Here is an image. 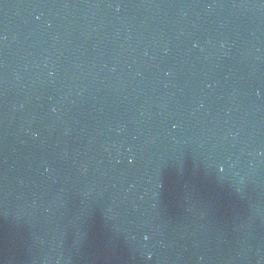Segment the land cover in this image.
<instances>
[{
	"label": "water",
	"instance_id": "obj_1",
	"mask_svg": "<svg viewBox=\"0 0 264 264\" xmlns=\"http://www.w3.org/2000/svg\"><path fill=\"white\" fill-rule=\"evenodd\" d=\"M0 264H264V0H0Z\"/></svg>",
	"mask_w": 264,
	"mask_h": 264
}]
</instances>
